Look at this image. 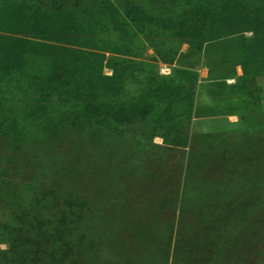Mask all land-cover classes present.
<instances>
[{"label": "rangeland", "instance_id": "rangeland-1", "mask_svg": "<svg viewBox=\"0 0 264 264\" xmlns=\"http://www.w3.org/2000/svg\"><path fill=\"white\" fill-rule=\"evenodd\" d=\"M63 9L91 24L66 48L96 63L94 75L51 90L33 74L0 80V264H264V0H64ZM195 74V101L172 114L179 126L165 142L134 111L156 87ZM213 88L220 110L209 107ZM230 112L252 129L195 125Z\"/></svg>", "mask_w": 264, "mask_h": 264}, {"label": "trees", "instance_id": "trees-1", "mask_svg": "<svg viewBox=\"0 0 264 264\" xmlns=\"http://www.w3.org/2000/svg\"><path fill=\"white\" fill-rule=\"evenodd\" d=\"M63 5L64 0H16L0 6V80L10 76L14 79L17 74L21 78L33 74L39 80L38 90H51L56 87L67 88L70 86L69 79L76 75L88 73V78L93 77L89 65L96 66V63H87L83 57L76 60L74 51L66 48L69 42L80 39L85 33L87 35L91 24H77V16L63 9ZM138 11L130 15L135 23L144 18ZM75 28L80 33H75ZM157 50L162 59L168 61L163 52L159 48ZM32 63L39 66L38 72H31L29 67ZM110 66L114 68L113 78L123 74V70L117 68L114 62H110ZM185 73L190 74L188 71ZM91 81L94 82V79ZM197 81L195 74L193 78L187 75L184 83L161 84L162 87L154 90L155 99L142 101L134 113L140 119L150 115L155 122V129L163 131L164 141L173 142L174 139L169 140V137L179 123L171 124L172 114L178 111L182 102L190 105L194 103ZM81 83L86 88L91 85V82L86 85L85 80ZM182 90H188L186 95L181 94ZM91 101L90 113H97L100 107L94 104L93 99ZM207 261L205 264L210 263V259ZM224 262L222 259L220 264Z\"/></svg>", "mask_w": 264, "mask_h": 264}, {"label": "crops", "instance_id": "crops-1", "mask_svg": "<svg viewBox=\"0 0 264 264\" xmlns=\"http://www.w3.org/2000/svg\"><path fill=\"white\" fill-rule=\"evenodd\" d=\"M230 84L232 82H229ZM258 85L260 87V95L262 97L263 103H264V76L259 77L258 79ZM203 87H199L198 90H202ZM210 90H216L213 91V100L211 101V103L209 104L210 109H214L215 107H218L217 110L221 109V106L224 104L221 100L222 97L224 96H219V89L213 88ZM229 90V89H226ZM221 99V100H220ZM201 93H199L198 97H196V105H201ZM198 121V122H197ZM201 121V122H199ZM197 122V123H196ZM196 122L195 125L197 127H202L205 126L209 129L206 130H211V131H223V132H227V133H235L239 132L238 130H241L240 127H248L249 129L246 132H249L250 129H252V127L250 128L249 125L245 126V121H244V117L242 115H239L235 112H230V113H226V114H220V113H216V114H212L211 116L207 117H202V118H196Z\"/></svg>", "mask_w": 264, "mask_h": 264}]
</instances>
